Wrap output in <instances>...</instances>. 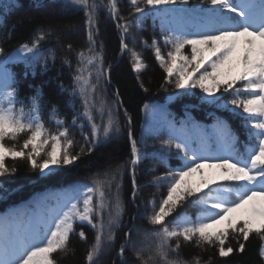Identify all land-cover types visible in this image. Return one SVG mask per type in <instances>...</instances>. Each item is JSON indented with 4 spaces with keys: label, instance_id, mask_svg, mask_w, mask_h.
<instances>
[{
    "label": "snow or ice",
    "instance_id": "obj_1",
    "mask_svg": "<svg viewBox=\"0 0 264 264\" xmlns=\"http://www.w3.org/2000/svg\"><path fill=\"white\" fill-rule=\"evenodd\" d=\"M188 2L129 0L138 15L120 24L124 18L119 16L117 0H110L108 5L96 0H65L66 5L85 9L88 46L77 53L71 86L59 84L61 92H68L70 97L66 106L73 110L71 123L61 115L58 105L50 106L49 120L56 125L55 132L48 129L44 120V109L50 102H44L43 85H30L33 94L22 98L20 81L9 70L22 63L25 78L34 77L38 67L44 73L50 71L49 60L54 66L55 50H42L41 45L53 30L40 28L31 43L22 42L11 53L0 45V57H6L0 61V189L3 180L18 171V160H27L33 171L49 176L57 168L74 165L82 155L91 154L121 132L119 110L123 100L119 90L111 103L104 98L112 66L105 67L102 41L100 48L96 47L99 8H106L109 17L117 21L121 52L132 51L138 79L147 64L140 54L128 48L125 36L133 25L143 29L149 17L159 18L160 37L169 50L162 51L161 40L156 36L150 45L147 41L144 44L153 50L166 73L165 85L176 90L169 100L195 95L193 90L199 89V103L222 113L212 114L214 122L209 131L188 112L177 126L163 106L143 104L146 112L162 117L168 134L161 138V144L177 150L178 163L173 166L166 151L151 156L166 168L152 180L157 185L166 182V194L158 203L155 197L150 201L152 212L147 220L157 227L144 230V235L152 239L147 247L135 244L131 239L135 226L129 228L118 252L122 261L126 249L132 248L138 264H201L199 257L187 261L180 256L181 241L201 249L217 247L220 257H228L234 252L231 245L225 247L230 238L237 241L238 251L243 253L245 243L253 235L261 241L259 254L264 258V0H208L210 7L194 9L183 7ZM3 26L4 20L0 19V27ZM67 47L71 50L73 45L69 43ZM64 63L71 64L67 58ZM77 99L82 112L75 110ZM224 114L240 118L244 140ZM124 115L131 125L126 108ZM97 118L100 124L96 123ZM81 120L87 122L90 134L84 132ZM74 128H79L84 138L75 154ZM127 135L130 160L103 173L104 179L95 174L90 184H77L39 215L24 213L21 220L17 210L0 216V264H58L57 254L71 251L70 238L76 234L78 223L88 224L96 231L86 261L99 264V257L114 246L116 230L125 214L121 185L117 183L112 192V184L118 177L122 179L125 167H130L134 202L139 187L135 169L150 155L142 152L131 127ZM21 136L25 138L19 149L15 143H6L18 141ZM9 159L14 162L12 166L6 163ZM6 193L7 189H3L0 194ZM173 213V219L167 220ZM78 236L87 239L83 230Z\"/></svg>",
    "mask_w": 264,
    "mask_h": 264
},
{
    "label": "trees",
    "instance_id": "obj_2",
    "mask_svg": "<svg viewBox=\"0 0 264 264\" xmlns=\"http://www.w3.org/2000/svg\"><path fill=\"white\" fill-rule=\"evenodd\" d=\"M96 2L108 5L110 0H96ZM198 6L200 8L210 7L208 0H189L188 4L183 7L194 9ZM117 7L119 16L124 18L119 20L120 24L132 21L138 15L134 12L129 0H117ZM97 13L100 32L96 47L99 49L102 41L105 67L112 66L111 82L107 85L104 98L111 103L115 100L117 89L119 90L123 100V106L119 110L121 132L107 143L98 146L91 154L82 155L74 165L57 168L49 176H45L39 171H33L27 160L16 161L15 166L18 171L14 176L3 180V188L0 189V193L3 192V189H7L6 194H0V213H13L16 207L21 206L23 211L31 216L38 205H43L41 200L47 193L56 194L60 189L68 191L77 184H90L97 173L100 174V179H104L103 173L115 170L119 165L127 164L131 158V145L127 132L131 127L142 152L150 155L135 169L139 187L134 202L131 199L133 188L130 167H125L122 179L118 177L117 181L112 184V192H115L117 183L121 185L120 198L124 203L125 214L121 227L116 230L114 246L106 249L104 254L99 257V264H138L132 248L126 249L123 261L118 256V252L120 245L124 243L125 233L134 226L135 230L131 234V239L137 246L147 247L152 243V239L144 235V230L151 231L157 227L151 225L147 220V216L152 212L150 201L155 197L158 203L161 197L166 194V182L157 185L152 180L153 176L160 175L166 168L164 164L159 160L152 159L151 156L166 151L172 157V165L175 166L178 163L175 159L177 150L175 148L167 149L161 144V138H166L168 134L167 129L162 126V117L159 114L153 115L150 111L146 112L143 104L163 106L170 113V119L177 122V126L185 119L186 112H188L195 121L209 131L214 122L212 114L215 110L211 106L199 103V89L193 90L195 95L181 96L175 101L169 100L170 94L176 90L171 85H165L166 73L160 67L153 50L144 44V41H147L150 45L153 36L161 40L159 18L149 17L145 20L143 29L133 25L125 36L128 48L140 54L147 64L138 79L137 73L133 69L132 51L121 52V30L117 27V21L109 17L106 8H99ZM0 19L4 20V26L0 27V45L5 48L6 53H11L22 42L31 43L40 28L53 30V34L47 36L41 45L42 50H55L54 66L53 62L49 60L50 71L44 73L38 67L34 77L28 75L25 78L23 75L25 66L22 63L10 66L9 70L16 73L17 79L20 81L22 98L33 94L30 85H43L44 102H50L44 109V120L50 131L57 130L56 125L49 120L51 104L58 105L61 115L66 116L68 122L71 123L73 110L66 106L70 97L68 92H61L59 84L62 82L65 86H71L72 74L77 66V53L88 46L85 9L82 6L66 5L65 0H0ZM67 27L75 29L68 31ZM69 43L73 45L71 50L67 47ZM160 46L164 53L169 50V46L163 44L162 40ZM47 54L48 52L45 51V55ZM5 58L0 57V61ZM65 58L71 62L70 66L64 63ZM162 85L164 86L162 87ZM144 88L147 91H144ZM75 104V110L82 112L81 101L77 99ZM125 108L132 118L131 125L127 123V118L124 115ZM221 114L215 112V115ZM224 115L230 120L233 128L240 133L241 140H244V129L241 127L240 118ZM80 123L84 125V132L90 134L87 122L81 120ZM96 123L100 124L101 120L97 118ZM72 135L76 141L72 149L75 154L84 144V138L79 128L72 129ZM24 138L21 136L18 141L8 140L6 143H15L19 149ZM6 163L12 166L14 162L9 159ZM105 191L108 192V189ZM50 203L51 201L43 206L48 207ZM189 211L191 210L189 209ZM175 215L173 213V216L168 217L167 220H172ZM104 219L107 221V213H105ZM171 226L169 224V227ZM81 230L85 232L86 240H82L78 236ZM75 232L76 234L70 238L71 251L67 255L57 254L58 264H87V252L94 242L96 231L88 224L78 223L75 226ZM229 245L234 248V252L228 257H220L217 247L205 246L204 249H201L183 241H181L179 253L187 261L199 257L201 264H208L209 261L210 264H264V258L259 254L261 241L255 235L245 243L243 253L238 251L235 239L230 238L225 247Z\"/></svg>",
    "mask_w": 264,
    "mask_h": 264
},
{
    "label": "rangeland",
    "instance_id": "obj_3",
    "mask_svg": "<svg viewBox=\"0 0 264 264\" xmlns=\"http://www.w3.org/2000/svg\"><path fill=\"white\" fill-rule=\"evenodd\" d=\"M66 29H67L68 31H70V30H73V29H75V28H73V27H67ZM64 192H65V191L60 190L56 195L48 194V195L44 198V201L48 200L47 197H49V199H52L53 202H52V203L50 204V206H49V207H51V206L55 203L56 198H58L59 196H61ZM49 207H48V208H49ZM48 208H47V210H48ZM41 213H43L42 207L37 208V211H36L35 215H39V214H41ZM21 215H22V214H21ZM23 219H24V218L22 217V220H23Z\"/></svg>",
    "mask_w": 264,
    "mask_h": 264
}]
</instances>
